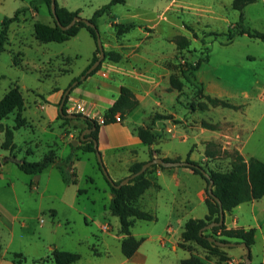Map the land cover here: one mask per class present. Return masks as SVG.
Segmentation results:
<instances>
[{
	"label": "crops",
	"instance_id": "0c3cea01",
	"mask_svg": "<svg viewBox=\"0 0 264 264\" xmlns=\"http://www.w3.org/2000/svg\"><path fill=\"white\" fill-rule=\"evenodd\" d=\"M110 1L108 0V3ZM233 1L231 2V6ZM40 2L47 7L46 17L51 18L52 22H49V19H47V23L34 21L32 24V37L35 40V45L38 47L45 45V43H41L36 39L35 25L42 23L54 26V20L50 15L45 0H40ZM57 3L60 7L67 8L69 11L81 10L80 16L83 18L82 9L70 7L68 0H57ZM127 3L128 0L122 5H127ZM105 5L106 3L103 6ZM23 14L21 13L20 19L16 23L25 29L24 26L26 27V24L24 23L27 22V18H23ZM30 14L32 18L39 16L37 6L31 5ZM104 16L98 20V26L104 21ZM135 19V17H131L130 22L123 23L115 17L112 22H109L110 26L108 27L110 29H107L105 32L101 31L104 50L106 52H118L121 56L120 61L104 62L102 68L95 75L83 79L81 84L73 87L70 94L71 97L90 105L104 116H106L107 112L120 98L122 88L129 89L135 95L138 102L136 108L124 115L122 122L117 123L115 120H112L106 125L100 126L97 139L94 137L97 127L92 122L89 123L83 117H77L76 119L68 118L70 121L67 122L60 118V106L65 92L70 88L69 85L90 66L97 54L98 45L89 32L86 29H82L77 36L64 42L70 43L72 40L79 39L80 35L84 33L92 39L87 62L81 69L77 70L74 69V65L75 60L79 57L78 53L62 52L58 55H48L45 61H39L37 64L33 62L34 59L30 56V44L23 43V39H19L15 47L17 49L19 42H21L20 50L15 52L12 48L8 49V47L12 46L9 35V44L4 53L8 52L11 54V67L20 73L15 86L20 88L24 96L25 109L23 117L27 121L24 127L16 130L14 133V143L17 149L12 154L9 151L1 149V145L5 140V133L0 131V159L2 160L0 168V227L5 226L8 229V233L12 237L11 240H14L17 236L16 229L17 225H19V241H26L30 246L35 245L32 242V235L36 233V225H34L36 221L33 224L30 215L32 199L37 197V194L40 197L59 198L57 194L50 193L48 190L49 185L52 182L54 183L53 177L57 178L58 187L73 185L65 183L63 173L57 164L50 166L41 174L32 175L33 178H24L17 172L21 176L22 183L20 185L24 193L23 197H19L16 194L17 181L13 179V172L21 171L17 165L19 161L40 162L53 152L57 158V162H62L73 151L85 147L87 143L95 140L97 141L96 149L101 155L103 166L106 171L108 170L107 173L110 172L108 173L109 177L114 182H121L130 176V168L134 164L150 162L151 154H153L154 159H181V162H185L187 158H190L193 162L211 167L213 159L207 157V152L213 153L211 151V144L216 143L223 150L236 149L246 160L248 159L244 153H246L248 142L253 137L257 128L255 117L246 114L247 110H251L254 107L250 95L248 93L245 94V98L248 99L246 103H232L239 107V111H242L243 107L247 106V109L244 111L246 116L239 120H231L232 122L226 118L228 113L225 112V109L231 110L229 108L209 105L208 107L196 109L185 108L186 112H184L179 108L180 105H183L180 97L182 93L188 91V87L183 86L179 90L171 84V77L175 73V58L178 49L174 39L182 36L181 31L179 29L175 31L176 28L174 27L177 25L174 23H156V19L154 18L145 19L143 23H138ZM132 23L137 25L136 29L127 33L116 34L115 31L117 30H115L114 24ZM134 31H138V33L133 34ZM158 43L162 47L169 44L170 51L167 52L164 48L161 49L162 47H159ZM152 44L156 45L153 46ZM2 55L0 56V60ZM59 60H61L62 64L56 63ZM29 74L39 75L38 83L40 85H51H37L34 87L25 84L19 85L23 81V78ZM201 87L204 96L209 95L219 99L224 98L220 91L223 94L224 92L219 86ZM25 91L29 95H32L33 99L28 100L25 97ZM261 94H259V99L261 98ZM201 102L207 104L206 99H203ZM217 113L221 114V119L213 117ZM157 114H160L162 117L154 121L155 116H158ZM11 117L15 119L16 114H12L9 118ZM7 120H4L2 123L5 126L13 128L15 125L10 126ZM140 127L151 128L153 132L158 134V140L153 145H145L136 133V130ZM18 137H25V139L19 140ZM75 155L73 172L77 183L81 168L85 167L86 169L85 165L92 167L94 171L98 167V170L101 171L97 154L81 149ZM246 155L249 158H258L253 153H247ZM149 177L155 185L142 195L137 206L142 211L154 215L156 220L148 222L160 224V227L156 226V228H153L148 226L146 227V231L142 235H139L135 231V226L137 221L143 220L135 222L132 228V235L139 240L143 239V236H146L137 253L130 259L126 258L135 264H147L149 257L142 248L149 240L155 242L163 249H170L171 252L178 254L179 250H183L179 247V244L185 224L190 219H204L208 215L206 181L199 175H196L190 168H186V166L177 168L157 166L151 168ZM90 181L94 184L93 178H90ZM81 191H78L79 194H82ZM112 199L113 194L106 180V186L102 189L101 201L104 202V209L109 211L111 215L109 206ZM260 201L244 203L233 212L225 213L227 228L259 229L260 227H252L253 225L249 223L250 221L244 213L249 212L250 218L252 217L254 220H257L258 203ZM199 208L202 209V216L197 213ZM160 210H162V213L159 212ZM50 214L52 218L57 216L56 211L52 209H50ZM111 223L109 221L112 227ZM39 225L41 229V225L43 224ZM102 225L104 224L101 223L99 225L100 228ZM116 225L118 226V233L112 237L119 242L121 248L125 236L120 233V222ZM52 226L53 232H57L56 229L59 227V224L54 225L53 223ZM106 234L110 235L109 232H106ZM38 239L40 240L41 238ZM0 248V264H15L12 259L13 253L24 255L21 248L11 249L8 246L4 248L1 242ZM55 249L66 251L58 244H50L46 250V254L39 257L37 261L51 255ZM183 251L188 254H183L180 257V263L191 255L189 251Z\"/></svg>",
	"mask_w": 264,
	"mask_h": 264
},
{
	"label": "rangeland",
	"instance_id": "374dc122",
	"mask_svg": "<svg viewBox=\"0 0 264 264\" xmlns=\"http://www.w3.org/2000/svg\"><path fill=\"white\" fill-rule=\"evenodd\" d=\"M231 2L232 0H128L127 5L117 4L112 7L111 13L105 15L104 21L100 23L99 31L101 33V31L105 32L110 29L108 27L110 26L109 22H112L115 17L123 23H128L131 21V17H135V21L138 23H143L145 19L154 18L156 23L176 24L175 31L179 29L182 36L174 39L178 49L175 58V73L172 77L176 79L178 84L188 87V91L181 94L180 99H182L183 105H180L179 108L186 112L185 108L203 107L206 103L201 102L205 99L201 86H219L224 92L223 94L220 91L224 97L222 99L234 104L246 103L248 99L245 98V94L248 93L254 107L247 110L246 114L255 117L257 128L248 142L244 155L249 159L246 154L253 153L264 161V42L246 35L229 42L227 35H213L227 34L231 28L236 29L237 23L240 21V13L233 9ZM68 3L74 9H82L83 18L89 19L105 3L107 4L108 0H68ZM31 5L37 6L38 17H31ZM46 8L40 0H0V31L3 20L13 18L18 11L24 13L23 18H27V22L24 23L26 24L25 29L16 22L11 25L9 35L12 46L8 49L12 48L15 52L20 50L21 42H19L17 49L15 47L19 39H23L20 41L30 44V56L34 59L33 62L37 64L39 61H45L48 55H58L62 52L78 53L79 57L75 60L74 69H81L87 62L92 42L86 33L70 43H47L39 47L35 45V40L32 37V24L34 21L47 23L49 18L46 17ZM157 14L159 16L156 17ZM244 16V25L247 28L264 33V0H257V2L248 5L244 10ZM48 21L52 22V19L50 18ZM137 33L138 31L133 32V34ZM105 37L107 38V36ZM158 44L160 45V43ZM152 45L155 46L156 44ZM163 48L167 52L170 51L169 44L161 49ZM113 52L116 51H105V54L110 56ZM98 56L100 57V54ZM106 61L115 62L112 59ZM11 62V54L4 53L0 60V99L11 87L16 85L17 78L20 76V73L11 67ZM198 62H202L199 69L191 70ZM56 63L62 64L61 60ZM38 78L39 75L37 74H29L23 78L19 85L25 84L31 87L51 85H40ZM171 84L172 86L177 85L173 82ZM260 93L262 94L259 99ZM25 97L28 100L33 99V96L29 95L27 91H25ZM246 109L247 106H244L242 111L225 109V112L228 113L226 118L229 121L239 120L246 116L244 112ZM157 115L161 116L160 114ZM213 117L221 119V114L217 113ZM7 123L10 126L15 125L14 117L9 118ZM28 132L26 133L29 134ZM67 132L70 134L69 131ZM18 139L23 140L25 137H18ZM211 145V151L216 156L213 158V165L208 166V168L221 172L230 171L231 158L225 152L232 153L236 149L223 150L216 143ZM85 166L86 169L84 166L81 168L77 185L58 187V180L53 177L54 183L49 185L48 190L50 193L57 194L59 198L40 197L37 194V197L33 198L34 201L32 199L30 215L33 224L36 221L34 224L36 225V233L32 235V242L35 245L30 246L26 241H19V225H17V236L14 240H11L12 237L5 226L0 227V242L4 248L7 246L11 249L21 248L26 259L24 264H54L53 253L37 261L39 257L46 254L50 244H58L66 251L80 254L81 260L76 264H135L126 259L121 252L119 242L112 237L117 235L118 226L116 224H119L120 221L118 217L109 214V211L103 207L102 189L106 186L104 173L99 171L98 167L94 171L92 167ZM17 172L24 178H33V176H28L22 171L13 172V179L17 181L16 194L23 197L24 193L20 185L22 179ZM90 178L94 179V184L91 183ZM79 190H82V194H79ZM258 204L259 211L257 214L260 223L258 219L250 218L249 212L244 213L249 219V223L253 225L252 227H260L256 229V242L251 248V262L245 259L246 250L242 247L233 249L222 247L220 253H212L193 243L187 244L183 250L199 257L206 264H218L221 260H224V264H264V198ZM50 209L55 210L57 216L52 218ZM201 211V208L197 211L200 216L203 215ZM159 212L162 213V210ZM109 221L112 222V227ZM53 223L54 225L59 224L56 229L57 232H53ZM101 223L104 225L100 228ZM39 224H43L41 229ZM148 226L156 228V226L160 227V224L137 221L135 231L142 235ZM106 232H109L110 235H107ZM143 239H146V236H143ZM142 249L149 257L147 264H181L180 257L183 254H188L183 250H179L178 254H175L170 249H163L150 240L143 245Z\"/></svg>",
	"mask_w": 264,
	"mask_h": 264
},
{
	"label": "trees",
	"instance_id": "16d2710c",
	"mask_svg": "<svg viewBox=\"0 0 264 264\" xmlns=\"http://www.w3.org/2000/svg\"><path fill=\"white\" fill-rule=\"evenodd\" d=\"M51 17L54 20V26L45 25L42 23H37L35 25V36L38 41L41 43H64L71 38L78 35L82 29H86L92 38L97 43V30H99L98 20L105 14H110L113 6L117 4H125L126 0H111L108 4L103 6L101 9L97 10L91 19H84L77 22L74 27L69 30H62L57 22L55 21L54 16L51 12V0H45ZM257 2V0H234L233 9L240 13V21L237 23L236 29L231 28L227 34H213L215 36L227 35L229 42H233L235 38L240 36H248L253 39H259L264 42V33L253 31L250 28H247L244 25L245 8ZM21 11H18L13 18H6L2 22L1 33H0V56L7 49L9 44V33L10 27L15 22H18L20 19ZM81 10L69 11L67 8L60 7L57 3V15L61 25L68 26L75 17H81ZM86 20V21H85ZM90 25H89V24ZM91 25H94L93 28ZM117 32L127 33L137 28L136 24H114ZM100 32V31H99ZM98 45V44H97ZM181 47L183 45H180ZM100 50L98 48L96 56L93 58L90 66L70 85L78 82L82 83V76L86 75L89 68L99 59ZM120 54L113 52L110 56L106 55V58L102 61L101 65L87 77L95 75L101 68L103 63L107 59H112L115 62L120 61ZM202 62H198L191 70H198ZM1 80V76H0ZM173 84H177L176 89L181 90L183 87L181 84L176 82L175 78H171ZM71 94V93H70ZM70 96V95H69ZM68 96V97H69ZM66 98V101L68 99ZM207 101V104H204L203 107L213 106V107H222L238 110L239 107L233 105L228 100H223L211 96H204ZM64 103L63 115L60 114V118L65 122L70 121L65 115V106ZM138 102L135 98V95L127 88H122L121 96L114 106L107 112L106 119L109 121L114 120L115 116L120 113L122 117L127 113L131 112L136 108ZM25 109V99L18 86H13L7 92L5 97L0 101V131L5 133V140L1 145V149L9 151L12 153L17 149L16 144L14 143V133L16 130L24 127L27 123L26 119L23 117V111ZM12 114H16L15 126L10 128L5 126L2 122L9 119ZM78 118L84 116L77 115ZM162 116H155L154 121L160 119ZM88 119V118H87ZM169 119V118H166ZM89 123L95 124L97 127V132L94 133L95 139L98 138V130L100 125L88 119ZM138 137L145 145H153L158 140V134L153 132L151 128L140 127L136 130ZM83 143V142H82ZM86 144V143H83ZM213 144V143H212ZM87 146L82 147L78 150H75L71 153L62 162H57V158L53 152L46 156L40 162H29L27 160H22L17 163L20 170L27 175H38L43 173L47 168L52 165L57 164L60 170L63 173L64 181L67 184H76L75 174L73 172V163L76 158V152L81 149H85L86 152H92L95 154H100L99 151L95 148V143L90 142L86 144ZM231 158V170L228 172L216 171L208 168V166L193 162L190 158H187L185 162L187 163L186 168H190L196 175H199L207 183V199L206 206L208 209V215L204 219H190L184 227L183 233L181 235V242L179 247L185 249L187 244L196 243L202 248L206 249L208 252L220 253L222 247L218 246L216 243L209 241L210 237L216 239L220 243H236L242 244L245 243L250 249L255 245L257 230L252 229H228L225 222L221 226L214 227L212 229L204 230L209 224L217 223L221 218V210L219 203L211 196L208 192V185L210 180L214 182L213 192L214 195L220 199L224 213H231L237 207L244 203L258 201L264 198V161L251 157L246 160L239 152H225ZM216 156L214 153L207 152V157L213 159ZM153 154H151V160H153ZM166 162H181V159L170 160L165 159ZM144 163L134 164L130 168V175L136 174L142 168ZM154 165L151 168L157 167ZM99 167L103 172L102 165L99 163ZM162 167V166H160ZM151 168L148 169L144 174L133 179L128 185L123 186L121 189H117L112 185L113 181L110 177L105 175V178L110 186L111 192L114 195L111 200L109 209L112 215L118 217L120 221V233L125 236L121 245V252L127 258H132L140 246L143 243V239H136L132 235V228L137 220L143 221H155L156 217L151 213L142 211L138 208L137 203L143 194L146 193L152 186H154L153 180L149 177ZM203 171H207L210 175V180L205 176ZM104 173V172H103ZM114 182V181H113ZM119 184L120 182H114ZM203 230V233L201 231ZM1 251V248H0ZM53 261L54 264H76L81 260V255L78 253H72L69 251H64L60 249H55L53 251ZM251 259V254H250ZM12 259L15 264H23L26 260L23 254L13 253ZM224 259V258H223ZM224 260H221L218 264H224ZM181 264H206L199 257L191 254L189 258L181 261Z\"/></svg>",
	"mask_w": 264,
	"mask_h": 264
},
{
	"label": "water",
	"instance_id": "95a60500",
	"mask_svg": "<svg viewBox=\"0 0 264 264\" xmlns=\"http://www.w3.org/2000/svg\"><path fill=\"white\" fill-rule=\"evenodd\" d=\"M51 12H52V15L54 16L55 18V21L57 22L58 26L66 31V30H69L71 29L72 27H74L76 25L77 22H80L82 21V18L81 17H75L74 20L68 25V26H63L61 25L60 21H59V17L57 15V0H51ZM86 21V20H85ZM89 24V23H88ZM90 25V24H89ZM93 28H95L94 25H91ZM97 44H98V48L100 50V57L99 59L89 68V70L87 71L86 75L82 76V80L87 78L88 75H90L92 72H94L102 63V61L105 59V50H104V46H103V42H102V38H101V34L99 32V30H97ZM78 84V82H75L64 94V98H63V102L60 106V114L63 115V107H64V103L66 101V98L70 95L72 89L74 86H76ZM67 118L69 119H76L77 116L76 115H69V116H66ZM84 120H88L86 117H83ZM95 129V128H94ZM95 148H97V141H95ZM97 157H98V161L99 163L102 165V169H103V172L104 174L109 177L105 167L103 166V163H102V158H101V155L100 154H97ZM154 165H158V166H164V167H167V168H177V167H183V166H187V163L186 162H166L164 159H161V158H155L153 160H151L150 162L148 163H145L141 170L139 172H137L136 174H132L130 175L129 177L125 178L124 180H122L119 184H115L113 181L112 182V185L115 186L117 189H121L123 186L125 185H128L133 179H135L136 177L144 174L149 168H151L152 166ZM2 166V160L0 159V168ZM203 173L205 174V176L210 180V175L207 171H203ZM213 186H214V182L212 180H210V183L208 185V192L211 196H213V198L219 203L220 205V210H221V218H220V221L219 222H215V223H211L209 224L204 230H207V229H212L214 227H218V226H221L222 224H224L225 222V213H224V210H223V207H222V203L220 201L219 198H217L215 195H214V192H213ZM114 197V195H113ZM201 233H203V230L201 231ZM209 241L211 242H214L216 243L218 246L220 247H225V248H233V247H242V248H245L246 250V255H245V259L248 261V262H251V259L249 258L250 254H251V249L249 247L246 246L245 243H242V244H236V243H220L218 241H216L215 238L213 237H210L209 238Z\"/></svg>",
	"mask_w": 264,
	"mask_h": 264
},
{
	"label": "built area",
	"instance_id": "2783aa9c",
	"mask_svg": "<svg viewBox=\"0 0 264 264\" xmlns=\"http://www.w3.org/2000/svg\"><path fill=\"white\" fill-rule=\"evenodd\" d=\"M65 114L82 115L90 120L97 122L100 126H104L109 122V120L106 119V116L100 114L95 108L71 96H69L66 101ZM114 120L117 123L122 122L121 114H117Z\"/></svg>",
	"mask_w": 264,
	"mask_h": 264
}]
</instances>
